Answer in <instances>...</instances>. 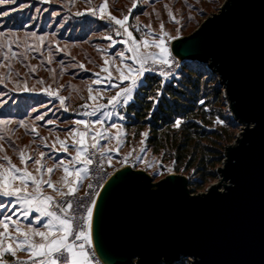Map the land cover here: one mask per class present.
<instances>
[{
    "label": "water",
    "instance_id": "obj_1",
    "mask_svg": "<svg viewBox=\"0 0 264 264\" xmlns=\"http://www.w3.org/2000/svg\"><path fill=\"white\" fill-rule=\"evenodd\" d=\"M171 51L217 76L241 131L225 148L220 181L201 194L185 175L155 182L129 165L116 170L95 200V251L104 264H141L142 255L171 264H264V0H227ZM243 120L256 126L247 125L255 134L241 147Z\"/></svg>",
    "mask_w": 264,
    "mask_h": 264
},
{
    "label": "snow or ice",
    "instance_id": "obj_2",
    "mask_svg": "<svg viewBox=\"0 0 264 264\" xmlns=\"http://www.w3.org/2000/svg\"><path fill=\"white\" fill-rule=\"evenodd\" d=\"M14 2L15 0H0V4ZM135 7H137V3L136 0H133L132 8ZM87 11L92 16L98 15L102 20L107 16L110 23L118 26L116 35L127 37V39L121 40L120 43L127 45V52L131 54L128 59L133 61V64H124L125 52L123 51L116 54L120 58V64H116L115 60L104 59L101 72L106 73L109 80L114 75L108 67L111 63L115 68V72L118 73L116 79L129 82L124 87L116 85L118 90L107 99L108 106L115 109L118 104L127 105L133 99V92L139 86L144 73L156 70L152 65L161 66L159 74L162 77L168 78L171 75L169 71L163 70V66L171 69L175 64L171 48L166 41L175 40L177 37L165 31L163 23L160 24L159 34H154L151 25H146L148 31L144 33L140 40H137L128 24L129 15H123L122 19L112 15L108 11V0H103L98 8L89 7ZM76 14L81 15L80 12ZM169 16L176 23H179V20H176L171 11H169ZM137 30H139L138 26ZM177 31L179 32V29ZM3 35L4 33L0 32V36ZM31 36L35 37L41 44L45 39L43 36L37 37L35 33H32ZM103 38L109 41L113 39L111 35H105ZM18 41L19 38H15L17 47L20 46ZM13 42V40L8 41L7 52L3 57L5 61L19 58V54L12 49ZM3 47V45H0V48ZM28 47L31 46H26V50ZM98 51L102 50L98 49ZM49 62L51 61L49 60ZM175 66L178 67L179 65ZM7 67L10 76L11 63ZM79 67L83 68L84 65L80 64ZM96 75L99 77L100 73H96ZM100 82V79L92 81L93 84H99ZM39 83L42 84L43 81H39ZM18 90L24 92L36 91L35 88L29 89L26 82L22 87L18 86ZM43 91L49 96L58 95L50 87L43 89ZM94 92L95 89L89 86L88 99L94 103L85 105V107H90L91 111L85 112L84 115L96 116L99 112L105 119H110L112 113L101 111L106 105L96 102L98 98L102 97L100 93L94 95ZM157 95H159V91ZM229 96L231 97L230 86ZM150 99L155 101L156 97H150ZM200 103H204V101L201 100ZM60 104L62 107L64 106V97H60ZM64 110L68 111L66 107ZM35 119L44 120V116H36ZM120 119L122 120L124 117L121 116ZM181 122V119H176L174 127L178 128ZM216 122L219 124L224 123L219 119ZM12 123L13 121L10 119L0 120V125L7 126ZM15 123H18L21 127H28L24 120ZM47 123L52 124L54 121L49 120ZM74 124L76 127L68 131L65 139L57 137L51 145L52 149L64 153L70 154L74 150L75 154L71 155V159L67 161L60 160L59 163H54L52 167H48L42 162L45 157L43 151L39 153V159H34L24 148L14 149L18 153V159L23 167L13 163L12 159L6 154L0 157V264H94L91 253L86 250V246H91L93 243V213L96 201L93 199L90 206H85L82 202L73 201L67 199V197H71L78 191L79 183L89 172V166L93 164L96 151H100L101 154L104 153L105 149L100 146V140L115 139L116 146L108 147L107 151H118L124 133L122 132V125L112 123L110 128L105 127V120L99 117L95 121L77 119ZM243 124L245 130L240 142L241 147L249 136L255 134L247 129V125L256 126V122L243 120ZM96 125L100 127H96ZM80 126H83V130L80 129ZM112 129H116V132L113 133ZM31 131L38 135L35 126L31 128ZM147 135V132L141 133L142 137L146 138ZM67 138H71V146L68 144ZM3 139L4 137L0 136V140ZM143 143L144 141L141 140V144ZM57 144H59L58 149L56 148ZM45 146L47 147V144ZM144 150L141 148V151ZM239 150L238 147L236 151ZM3 151V146L0 145V152ZM29 160L37 165L35 172L29 170ZM124 162H127V157ZM108 163L111 164L110 157ZM77 165H82V167H77ZM148 167H152V165L149 164ZM56 170H62L63 175L59 180L53 181L51 176ZM168 171H171V168ZM89 187H91V184H89ZM47 189H51L55 195L49 194ZM97 195L99 194L97 193ZM57 197H60V199H57ZM77 208H84L85 212L80 216L79 223L75 213ZM33 214H38L35 216V221L32 219ZM19 252H24L26 259H21L18 255ZM8 255L13 259L8 260ZM141 264H171V261L161 262L158 258L150 262L142 255Z\"/></svg>",
    "mask_w": 264,
    "mask_h": 264
},
{
    "label": "rangeland",
    "instance_id": "obj_3",
    "mask_svg": "<svg viewBox=\"0 0 264 264\" xmlns=\"http://www.w3.org/2000/svg\"><path fill=\"white\" fill-rule=\"evenodd\" d=\"M32 1L40 5L37 11L41 10L42 13L48 12L49 7L47 4H50V5H54L53 9H55L58 14L66 13L69 15H77L76 13L80 12L81 14L90 15L93 18H97V20H99L102 23L101 29L98 32V34L95 35L96 32H94V34H91L90 35L91 39L90 40L88 39L86 41L88 43L96 41V44H92L94 45V49L92 47L90 48V51L94 54L96 60H102L108 58L111 61L115 60L116 64H120V58L116 54L123 51L125 52L124 64H133V61L128 59V57L131 54L127 52V45L120 43L121 40L127 39V37L123 35L120 36L116 35V29L118 28V26H116L114 23H110L107 16L105 17V19L102 20L99 18L98 15L92 16L87 11L89 7L98 8V6L103 3V0H32ZM226 1L227 0H136L137 7L132 8L133 0H108V11L111 12L112 15H115L117 18H121V19L123 18V15H129L128 24L130 30L133 32V35L137 38V40H140L144 36V33L148 31V29L145 27L146 25H151L153 33L159 34L161 23H163L165 31H167L172 36H176L177 39H179L182 37L189 36L194 31H196L197 28L208 17L212 16L213 14H217L220 11V9L223 7V5L226 3ZM4 5H12V3L0 4V32L4 33L3 36H0V45L4 46L3 48H0V97H4V95L8 97L9 92L12 95H16V96L22 94L34 95L33 93H36L35 94L36 96H42V98L46 99L48 103L56 101L59 104H60V97H64L65 98L64 106L62 107L60 104V108L59 106L53 108L54 111L52 113L54 115H58L60 110L64 114L73 116V120L64 121L63 123L58 122L60 118H58V120H53L54 121L53 125H55L54 130L46 131L43 129V127H40L38 125V122L40 120H36L34 118H29L28 120H24L25 124L28 126L27 128H25V127H21L18 123H15L16 121H19L18 119L16 120L13 117H9L8 119L13 121L11 125H7V126L0 125V136L4 137L3 140H0V145H2L4 149L3 152H0V157L6 154L12 159L13 163H15L17 166L23 167V165H21L20 160L18 159V153L14 149L24 148L25 151L28 154H30L34 159H39L40 158L39 153L43 151L45 153V157L42 162L47 166L49 163H46L45 161L48 158H50L49 160L52 162V164L59 163L60 160L67 161L71 159V155H74L75 153L71 152L69 154L52 149L51 145L56 141V138L59 137L60 139H65L67 137L68 131L71 128L76 127L74 124L75 120L85 119V120L95 121L98 117L100 118L101 115L99 112L97 113L96 116L84 115L85 112L91 111V108L85 107V105H92L88 97L84 95L88 87L87 83L85 85L80 81H76V83H78L79 85V88H81L82 90L80 93H76V91H74L72 86L69 85L71 82H73V78L70 74L65 73L66 65L62 62L57 61L58 55H63L62 59H64L63 50L65 49L64 48L65 46L69 45V47H71V45L78 42H73V41L68 42L67 40L65 41L64 39H60L59 37H57L52 33L50 28L48 29L47 25H46L47 30L45 31V34L39 33L38 31L29 30L30 27H32L33 25L32 21L30 22L29 20H26L23 23L18 22L19 21L18 20L17 24L22 25V27H10L8 26V21L11 19L4 14V9H3ZM20 5L17 8H16L17 5L9 6L6 8V10L9 11L10 13L12 12V17L16 15L15 17L19 18L20 15H22V10L24 9V6L20 7ZM129 9H131V11H129ZM169 11L173 13V15L176 17V20H179V23H176L174 20L170 18ZM137 26L139 30H137ZM177 29H179V32L177 31ZM32 33H35L37 37L43 36L45 38L43 43L41 44L35 37H32L31 36ZM105 35H111L113 38L112 41L104 39L103 37ZM17 37L19 38L18 41L20 45L19 47L16 46V42H15V38ZM9 40L14 41L12 44V49L13 51L19 54V58L11 59L10 61H5L3 57L5 52H7V44ZM173 41L174 40L166 41V43L170 46V48H171V43ZM86 42L83 43L87 44ZM26 46H31V47H28L26 50ZM98 49L102 51L99 52ZM74 52L79 54V52H77L76 50H74ZM78 56L79 58L83 57L84 60L86 61L83 54L82 55L79 54ZM173 58L175 57L173 56ZM49 60L51 62H49ZM9 63H11L10 76H9V68L7 67ZM48 63H51V65L53 66H58L59 63L60 73L58 74L54 72L53 69L50 68ZM182 64L183 61L180 60L178 64L179 65L178 69L173 74V76H169L168 78L164 77L163 79L165 81H169L175 76H177ZM155 66L157 65H152V67ZM83 70L85 73L88 74L87 76L90 75V72L89 73L86 72L85 68H83ZM97 72H98V68L92 70L91 73L92 74L94 73V75L96 76ZM53 73L55 75H53ZM148 73L149 71L144 73L143 77L141 78L140 84L143 82L145 76ZM21 76H24V79H20ZM102 77L106 78L107 75H103ZM39 81H43V83L41 84L39 83ZM25 82L27 83L29 89L35 88L36 91L24 92L18 90V86L22 87ZM49 87L53 91H56L58 95L57 96L47 95V93L43 91V89ZM221 92L224 97L223 94L224 89L221 88ZM5 98H3L1 101L2 105L4 104ZM99 103H103V100H100ZM225 103H226L227 113L231 117V113L228 110L226 99H225ZM65 107L68 109V111L64 110ZM107 107L108 106L106 105L105 108ZM34 108H32V104H30L29 106L30 115L32 113H36L37 108L36 109ZM45 115L47 114L43 112L40 116H44L45 118ZM0 118H1L0 120H3L4 116H1ZM108 121L109 119L105 120V125H104L105 127L110 128L112 123H116L122 125V132L124 133V135L121 137L122 143L119 145L118 151H112V152L107 151L108 147L116 146L115 139L100 140V146H102L105 149L103 154L106 161V165L109 169L113 171L123 166L129 165L134 169L143 170L147 172L152 176L155 182L161 180L168 174L177 173L175 172L172 163L163 162L160 157L153 155L152 152L148 150L146 144L147 137L145 138L141 136L139 138H136L135 134H131V135L128 134V132L123 127L124 123L120 124L118 123V120L116 119L114 120V118L111 119L110 122ZM33 126L36 127L38 135L31 131V128ZM57 127H60V129L58 130ZM96 127H100V126L96 125ZM61 129H65V130L61 131ZM80 129L83 130V126H80ZM111 131L115 133L116 129H112ZM240 131H241V126L236 123L235 137L230 143H228L225 146V148L235 143L236 138L239 135ZM8 139H11L12 143H8ZM141 140L144 141L143 144H141ZM67 142L71 146L72 144L71 138H67ZM45 144H47V147L45 146ZM56 148L57 149L59 148V144L56 145ZM141 148L145 150L141 151ZM223 155L225 159V149ZM109 157L111 158V164L108 163ZM126 157H127V162L125 163L124 161ZM224 159L222 163L218 166V168L222 167ZM149 164H151L152 167H148ZM28 167L29 170L35 172L37 165H35V163L32 160H29ZM77 167H82V165H77ZM169 168H171V171H168ZM217 169H216L215 178L212 179L206 185H203L202 188L198 189L193 194L204 193L208 190V188L211 185L216 184L220 181V177L217 174ZM54 174L57 175V178L54 179L53 175L51 176V178L53 181H57L61 178L63 172L62 170H57V173ZM177 174L185 175L181 173H177ZM185 176L189 180V177L187 175ZM89 180H90V166H89V172L84 177V179L79 183L77 192L83 193V191L86 189L87 184L89 183ZM52 195H55V193ZM86 250L89 251V246H86ZM18 255L21 259H26V254L24 252H19ZM7 259L12 260L13 258L10 255H8ZM187 262H188L187 264H190L189 260H187Z\"/></svg>",
    "mask_w": 264,
    "mask_h": 264
},
{
    "label": "trees",
    "instance_id": "obj_4",
    "mask_svg": "<svg viewBox=\"0 0 264 264\" xmlns=\"http://www.w3.org/2000/svg\"><path fill=\"white\" fill-rule=\"evenodd\" d=\"M24 1L15 0L12 5H4V14L7 13L6 16L11 19L8 21V26L22 27L17 24V21L23 23L29 20L33 23L29 30L45 34L47 25L48 29L50 28L52 33L60 39L78 42L71 47L65 46L64 59H62L63 55H58L57 61L66 65L65 73L73 78V82L69 85L76 93H80L82 90L76 80L87 78L88 74L79 65L82 62L87 63V60L96 61L94 54L90 51L91 47L94 49L92 44H96V41L90 43L86 41L91 39L90 35L94 32H96L95 35L98 34L102 23L90 15L58 14L53 9L54 5L50 4H47L48 12L42 13L41 10L37 11L40 6L38 3L32 0ZM15 5H17L16 8L19 5L24 6L22 15L19 17L21 19L16 18V15L12 17V12L6 10L7 7ZM72 48L80 55L83 54L86 61L83 57L79 58V54ZM48 64L54 72L60 73L59 63L58 66ZM85 71L88 72V70ZM20 79H24V76ZM158 91L159 95H157ZM33 94L16 96L9 92L8 97L5 95L0 97V117L28 120L35 119L36 116L45 112L47 115L44 120L38 122V125L46 131L54 130L55 125L47 123L49 120L60 118L59 123L73 120V116L64 114L60 110V115L52 113L53 108L58 106L60 108L58 102L48 103L42 96ZM150 97H156V100ZM3 98L5 99L2 105ZM201 100L204 103H200ZM30 104L32 108H37L36 113L31 115ZM121 113L125 117L124 128L128 134H135V137L139 138L141 133L147 132L148 150L160 157L163 162L172 163L175 172L187 175L192 193L215 178L216 169L224 159L225 146L235 137L236 123L227 113L218 79L206 65L199 62H183L177 76L169 81L157 75L147 74L137 88L134 100L123 107ZM176 119L182 121L178 128L174 127ZM217 119L224 123H217ZM57 129L59 130L60 127ZM64 130L61 129V131ZM8 143H12V140L8 139ZM187 263V259H182L179 264Z\"/></svg>",
    "mask_w": 264,
    "mask_h": 264
},
{
    "label": "crops",
    "instance_id": "obj_5",
    "mask_svg": "<svg viewBox=\"0 0 264 264\" xmlns=\"http://www.w3.org/2000/svg\"><path fill=\"white\" fill-rule=\"evenodd\" d=\"M86 62L87 63L82 62L80 64H83L84 65L83 68H85V70H88V72H90L91 75L88 76L87 78H84L82 80H76V81H80V82H82L85 85L87 83L88 87L91 86L92 88H94L95 89V92L93 93L94 95L96 93H100L102 98H98V100L96 102L99 103L100 100H103L102 104L107 105V99L110 96L114 95L115 92L118 90L116 85H119L120 87H124V86L128 85V83H129L128 81H120L119 79H116V76L118 75V73L115 72V69H113L114 67L112 66L111 63L108 65V67H109L110 71H112L114 73L113 78L111 80H109L107 77L106 78L102 77L103 75H107L106 73L101 72V66L104 65V59L96 60L94 62L91 61V60H87ZM97 68H98V72L97 73H100L99 77H97V75L95 76L94 73L93 74L91 73L92 70L97 69ZM96 79H100L101 82L99 84H93L92 81H94ZM88 87H87L86 93H84V95H86L87 97L89 95ZM135 92H136V89L133 92V99L131 101H129V103L127 105H124L123 103H121V104H118L115 109H113L111 106L107 105L108 106L107 108L102 109V112L106 111V112H111L112 113V116H111V118L109 119L108 122H110L111 119L114 118V120L115 119L118 120V123H120V124L125 123V117L121 113V110H122L123 107L128 106L134 100ZM90 102H91V104L94 103L92 100H90ZM121 116H123L124 119L121 120L120 119ZM100 119L107 120L102 115H100ZM72 152H74V150ZM49 159L50 158H48L45 162L49 163L48 167H52L54 163L52 164V162ZM54 173H57V170ZM52 175L54 176V179L57 178V175H55V174H52ZM47 191L49 193L54 194L51 189H47ZM36 215H38V214H33V221H35V216ZM37 226H40V225H37Z\"/></svg>",
    "mask_w": 264,
    "mask_h": 264
},
{
    "label": "built area",
    "instance_id": "obj_6",
    "mask_svg": "<svg viewBox=\"0 0 264 264\" xmlns=\"http://www.w3.org/2000/svg\"><path fill=\"white\" fill-rule=\"evenodd\" d=\"M174 59H175V64L173 65V68L169 69L166 66L163 67V70L169 71L171 73L170 76H173V74L176 72L178 67H176L175 65H178L180 62V60H178L177 58H174ZM154 68L156 70L149 71L148 74L157 75L159 77H162L159 74L161 66L157 65ZM115 171L116 170L112 171L111 169L107 167L104 154H101L100 151H96V154L93 157V164L90 165V180L86 186V189L83 191V193L81 192L74 193L71 197H67V199H72L73 201H79V202H82L85 206H90L91 200L93 199L96 200L98 196L97 193L99 194V191L102 188L103 184ZM89 184H91V187H89ZM57 199H60V197H58ZM75 213L77 217V222L79 223L80 216L82 214H85L84 208H77L75 210ZM89 252L91 253V259L94 261V264H104L100 260L99 256L97 255L96 251L93 249L92 246H89Z\"/></svg>",
    "mask_w": 264,
    "mask_h": 264
},
{
    "label": "bare ground",
    "instance_id": "obj_7",
    "mask_svg": "<svg viewBox=\"0 0 264 264\" xmlns=\"http://www.w3.org/2000/svg\"><path fill=\"white\" fill-rule=\"evenodd\" d=\"M124 167V166H123ZM122 168V167H121ZM120 169V168H119ZM118 170V169H117ZM92 240H93V238H92ZM92 247H93V249L95 250V248H94V243H92V245H91Z\"/></svg>",
    "mask_w": 264,
    "mask_h": 264
}]
</instances>
